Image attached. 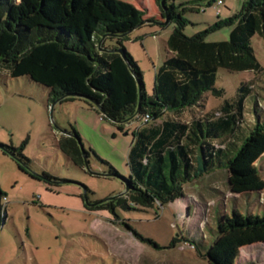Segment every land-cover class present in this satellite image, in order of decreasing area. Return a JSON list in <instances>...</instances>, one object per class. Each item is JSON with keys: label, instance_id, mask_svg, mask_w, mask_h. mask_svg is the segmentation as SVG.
<instances>
[{"label": "trees", "instance_id": "1", "mask_svg": "<svg viewBox=\"0 0 264 264\" xmlns=\"http://www.w3.org/2000/svg\"><path fill=\"white\" fill-rule=\"evenodd\" d=\"M173 1L157 0L162 17L175 25L149 94L139 63L124 45L130 31L146 23L145 12L132 2L0 0V63L12 77L26 75L49 88L52 102L83 99L121 131H128L126 124L132 120L141 122L128 153L130 175L123 178L126 196L93 200V192L85 187L82 196L88 210H106L120 217L118 208L167 205L183 196L185 184L219 169L228 170L235 193L264 189L256 166L264 154V98L255 77L243 80L234 96L224 97L218 106L189 122L167 116L203 106L207 92L221 97L224 89L215 87L220 69L264 76L252 46L254 35L264 38V0H244L236 14L192 36L184 32L189 23L184 15L198 11L200 1ZM223 26L231 27L228 40H207L209 32ZM108 40L113 43L107 45ZM249 102L251 121L246 119ZM70 134L58 141L59 149L75 165L88 167L89 151L82 148L76 130ZM0 145L13 154L19 150ZM17 156L27 163L23 154ZM117 174L111 167L104 175ZM2 197L0 190V209ZM124 224L143 238L130 223ZM217 233L206 254L209 263L235 264L241 248L264 243V215L235 209L219 220Z\"/></svg>", "mask_w": 264, "mask_h": 264}, {"label": "rangeland", "instance_id": "2", "mask_svg": "<svg viewBox=\"0 0 264 264\" xmlns=\"http://www.w3.org/2000/svg\"><path fill=\"white\" fill-rule=\"evenodd\" d=\"M126 1L145 12L146 23L131 31L124 45L139 63L146 90L152 94L155 72L167 57L166 39L175 23L162 17L157 0ZM193 1L200 5L198 11L184 15L189 20L184 30L188 36L236 14L244 2L225 0L221 13L216 1L211 6V0L173 2ZM230 30L223 26L211 31L207 40H228ZM252 46L264 66V38L254 35ZM251 77L264 98L263 74L220 69L215 87L224 89L221 97L207 92L203 106L167 116L189 122L218 106L224 97L234 96L241 82ZM53 103L49 88L26 75L12 77L0 63V143L19 148L13 154L0 145V264H210L206 254L225 214L237 209L264 215V189L233 192L226 169L185 184L183 196L167 205L118 208L120 217L106 210H88L82 196L85 187L93 192V200L125 191L123 178L130 175L128 153L141 122L132 120L129 130L121 131L78 98L56 102L52 118ZM248 104L246 119L251 121L252 103ZM72 130L79 133L84 150L90 153L88 167L75 165L58 147V141ZM256 166L264 180V154ZM111 167L118 174L105 176ZM235 264H264V243L241 248Z\"/></svg>", "mask_w": 264, "mask_h": 264}, {"label": "water", "instance_id": "3", "mask_svg": "<svg viewBox=\"0 0 264 264\" xmlns=\"http://www.w3.org/2000/svg\"><path fill=\"white\" fill-rule=\"evenodd\" d=\"M165 3V0H163V4ZM166 21H167V18H166ZM131 32V31H130ZM103 50V49H102ZM119 52H121L122 54H123V56H125V53H124V50L123 49H119L118 50ZM141 94V93H140ZM78 96H80V97H86V96H84V95H82V94H78ZM59 101V100H58ZM58 101H56V102H58ZM56 102H54L53 104H52V106H51V117L53 118V110H54V105H55V103ZM140 102H141V97H140ZM140 102H139V105H140ZM140 107V106H139ZM139 110V109H138ZM66 133H68V135H71L69 132H66ZM127 133V132H126ZM82 148H83V146H82ZM124 194L126 193V192H123ZM123 193L122 194H120V195H123ZM86 200H87V204L88 205H92V203H90L89 202V200H88V198L86 197Z\"/></svg>", "mask_w": 264, "mask_h": 264}, {"label": "built area", "instance_id": "4", "mask_svg": "<svg viewBox=\"0 0 264 264\" xmlns=\"http://www.w3.org/2000/svg\"><path fill=\"white\" fill-rule=\"evenodd\" d=\"M225 3V0H216V7H217V12L221 13V6ZM149 115H146L144 118V121H148ZM128 125V124H126Z\"/></svg>", "mask_w": 264, "mask_h": 264}]
</instances>
